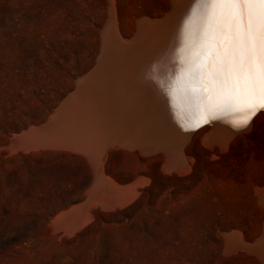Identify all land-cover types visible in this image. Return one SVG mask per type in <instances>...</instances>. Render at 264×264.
Wrapping results in <instances>:
<instances>
[{
	"label": "rangeland",
	"instance_id": "374dc122",
	"mask_svg": "<svg viewBox=\"0 0 264 264\" xmlns=\"http://www.w3.org/2000/svg\"><path fill=\"white\" fill-rule=\"evenodd\" d=\"M171 9L172 0H0V264H258L226 239L242 232L252 241L264 219V113L225 151L194 133L185 175L166 172L162 153L112 150L106 176L122 187L144 184L124 207L91 209L71 235L54 223L88 201L86 157L16 144L95 64L110 12L130 38L141 17Z\"/></svg>",
	"mask_w": 264,
	"mask_h": 264
},
{
	"label": "bare ground",
	"instance_id": "6f19581e",
	"mask_svg": "<svg viewBox=\"0 0 264 264\" xmlns=\"http://www.w3.org/2000/svg\"><path fill=\"white\" fill-rule=\"evenodd\" d=\"M194 3L195 0H172V12L165 18L154 21L141 17L131 41L132 36L126 38L118 32L116 12H110L95 64L80 76L75 89L46 124L21 133L16 143L21 142L19 149L64 148L84 155L90 164L94 183L87 193L88 201L63 211L55 219L54 226L66 230V234L88 223L91 209L124 207L144 184L134 180L122 187L106 176L105 164L112 150L162 153L166 172L185 175L191 169L184 149L194 133L203 132L204 144L215 152L225 151L264 113V109L258 111L246 128L238 130L235 125L246 118L247 112L210 105L208 91L193 93L181 77L186 60L199 48L198 37L189 40L184 35V22L191 16ZM189 24L195 30L196 18L192 17ZM154 66L170 95L162 93L148 78ZM257 193L264 212V187ZM237 233L227 235V248L245 250L258 264H264V219L252 241L243 239L239 235L242 232Z\"/></svg>",
	"mask_w": 264,
	"mask_h": 264
},
{
	"label": "snow or ice",
	"instance_id": "6c2138e0",
	"mask_svg": "<svg viewBox=\"0 0 264 264\" xmlns=\"http://www.w3.org/2000/svg\"><path fill=\"white\" fill-rule=\"evenodd\" d=\"M184 35L198 37L199 48L186 60L181 77L193 93L208 91L210 105L247 112L235 125L246 128L264 109V0H195ZM148 78L170 95L155 66Z\"/></svg>",
	"mask_w": 264,
	"mask_h": 264
},
{
	"label": "water",
	"instance_id": "95a60500",
	"mask_svg": "<svg viewBox=\"0 0 264 264\" xmlns=\"http://www.w3.org/2000/svg\"><path fill=\"white\" fill-rule=\"evenodd\" d=\"M171 10H172V9H171ZM171 10H169L167 14H170ZM167 14H166V15H167ZM166 15H164V16L161 17V18H165ZM161 18H159V19H154V21H155V20H158V21H159V20H161ZM133 38H134V37L132 36L128 41H131Z\"/></svg>",
	"mask_w": 264,
	"mask_h": 264
},
{
	"label": "crops",
	"instance_id": "0c3cea01",
	"mask_svg": "<svg viewBox=\"0 0 264 264\" xmlns=\"http://www.w3.org/2000/svg\"><path fill=\"white\" fill-rule=\"evenodd\" d=\"M86 211H84L83 213H85Z\"/></svg>",
	"mask_w": 264,
	"mask_h": 264
}]
</instances>
